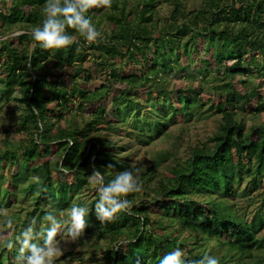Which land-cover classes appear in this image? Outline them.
<instances>
[{
	"label": "trees",
	"instance_id": "obj_1",
	"mask_svg": "<svg viewBox=\"0 0 264 264\" xmlns=\"http://www.w3.org/2000/svg\"><path fill=\"white\" fill-rule=\"evenodd\" d=\"M5 3L0 93L18 88L20 113L0 127L6 139L14 126L21 136L0 152V219L16 209L12 225L0 229V264H18L7 241L73 203L89 209L84 231L96 228L107 242L105 264H159L176 247L195 261L213 255L197 249L203 240L222 246L219 264H264V121L256 122L264 115V0H109L86 13L96 41L66 27L74 43L60 49L31 37L46 0ZM211 75L218 83L205 93ZM211 114L218 127L210 141L189 146L184 160L175 156L159 173L165 151L140 171L129 210L104 224L96 219L93 169L106 183L130 165L140 168L123 137L149 145L171 125Z\"/></svg>",
	"mask_w": 264,
	"mask_h": 264
},
{
	"label": "clouds",
	"instance_id": "obj_2",
	"mask_svg": "<svg viewBox=\"0 0 264 264\" xmlns=\"http://www.w3.org/2000/svg\"><path fill=\"white\" fill-rule=\"evenodd\" d=\"M108 2L109 0H46L44 19L31 29V37L44 49L65 48L74 43V36L66 31L67 27L75 29L85 42H95L100 33L86 13L98 3L107 5ZM139 173L140 168L130 165L116 172L105 183L102 173L93 169L88 179L89 183L97 185L98 199L94 205V214L101 224L113 221L118 213L131 208L127 194L141 191L142 180ZM88 213V207L76 203L68 209L67 219L63 211L58 214L48 211L38 226L35 222L30 223L15 236L14 242L7 241L6 247L12 249L15 244L18 264H55L56 258L62 255L60 242L57 240L58 233L62 239L76 241L87 226ZM12 223L11 219L7 220L9 226ZM159 264H219V261L214 255H203L198 260L186 261L182 249L176 247L163 254Z\"/></svg>",
	"mask_w": 264,
	"mask_h": 264
},
{
	"label": "rangeland",
	"instance_id": "obj_3",
	"mask_svg": "<svg viewBox=\"0 0 264 264\" xmlns=\"http://www.w3.org/2000/svg\"><path fill=\"white\" fill-rule=\"evenodd\" d=\"M9 0H0V7H4L6 5L5 2ZM161 8V13H167L169 10V5L166 3L159 4ZM103 28H108V25L102 24ZM19 31H14L12 34H17ZM87 63L90 58H92L91 53L93 52L92 49H88L87 51ZM0 61H3L1 59ZM101 77L100 73L97 76ZM172 84L174 85V81L172 80ZM191 83V82H190ZM218 82L214 80V77L211 75L205 81H202V85L204 86V92H211L213 91L215 85ZM171 84V85H172ZM18 88L14 89L13 91L9 92L7 97L0 93V126L3 124H15L19 119V100L15 99V95L17 94ZM4 100H6L4 102ZM73 113L71 112V117ZM246 121L247 125L250 126L253 123L254 118L252 115L246 114ZM79 119V118H78ZM256 122L264 121V115H261L259 118L256 119ZM179 123V122H177ZM173 124L169 127L166 136L160 137L152 141L151 144H140L139 141L136 139L130 138L128 136L123 137L124 141H131L133 144L125 148L123 151H127L131 154V164L137 163L140 167V171L143 170V167H147L148 165H153L154 161L162 154H166L165 151H169L170 155H167V158L161 160V164L157 165L158 172L163 173V168L167 165L173 163L175 161V156H178L181 160H184L187 156L188 147L197 144L201 141H210L211 134L213 131L218 127V119L216 114H211L209 117L203 118H194L190 120V122H184L179 124ZM15 126L10 129L8 138L5 135V132L1 130L0 127V152L4 151L7 147V140L10 142H16L18 138H20L21 134L14 132ZM105 133L102 130V133ZM112 136L113 133H110ZM138 151L135 153L134 151ZM133 153V154H132ZM166 173V172H165ZM167 175H171L170 173H166ZM93 193V191H92ZM91 193V195H92ZM259 200V201H257ZM249 201L252 203L253 207H257L262 203V199L255 197L254 201L252 202L251 199ZM15 207L7 208L6 213L7 216L0 219V229L3 228L5 225L4 223L8 219V214L12 213V210ZM16 210V209H15ZM247 210V208H246ZM5 211V210H4ZM65 214V219H67V212ZM94 231H84L83 234L77 238L76 241H70L66 238L62 239L61 236L58 239L60 242V247L62 249V255L56 258L55 264H105V261L101 259V255L103 252V247L105 243L104 239H100L96 236V228L93 229ZM187 232H185L186 234ZM184 234V237L187 235ZM61 235V234H60ZM203 244H197V249L204 250H211V253L214 256H219L223 249L217 241L215 240H203ZM99 253V255H97Z\"/></svg>",
	"mask_w": 264,
	"mask_h": 264
}]
</instances>
